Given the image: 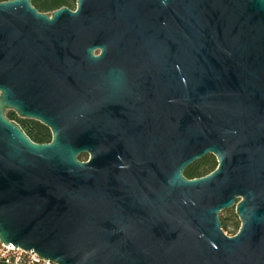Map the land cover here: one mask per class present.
Segmentation results:
<instances>
[{
  "label": "water",
  "instance_id": "95a60500",
  "mask_svg": "<svg viewBox=\"0 0 264 264\" xmlns=\"http://www.w3.org/2000/svg\"><path fill=\"white\" fill-rule=\"evenodd\" d=\"M0 243L55 264H264V0L0 2Z\"/></svg>",
  "mask_w": 264,
  "mask_h": 264
},
{
  "label": "trees",
  "instance_id": "16d2710c",
  "mask_svg": "<svg viewBox=\"0 0 264 264\" xmlns=\"http://www.w3.org/2000/svg\"><path fill=\"white\" fill-rule=\"evenodd\" d=\"M12 0H0V2H6ZM31 5L39 12V13H52L61 8H67L69 10L74 11L76 9V0H30ZM11 120V119H10ZM23 132L26 136L36 144H48L51 141V133L50 131L44 127L43 125L31 122L21 126ZM85 155H80L78 157L79 161L85 162ZM217 168V161L214 156L207 155L203 159L195 162L193 165L188 167L183 176L187 180H193L205 177L212 173ZM230 214V219H222L221 228L223 233L229 232L232 233V236H235L237 231L240 228V223L234 213V210L227 211ZM230 230V231H229ZM225 231V232H224Z\"/></svg>",
  "mask_w": 264,
  "mask_h": 264
},
{
  "label": "built area",
  "instance_id": "2783aa9c",
  "mask_svg": "<svg viewBox=\"0 0 264 264\" xmlns=\"http://www.w3.org/2000/svg\"><path fill=\"white\" fill-rule=\"evenodd\" d=\"M0 264H55L39 258L31 251H24L20 248L5 247L0 243Z\"/></svg>",
  "mask_w": 264,
  "mask_h": 264
},
{
  "label": "flooded vegetation",
  "instance_id": "af4514ba",
  "mask_svg": "<svg viewBox=\"0 0 264 264\" xmlns=\"http://www.w3.org/2000/svg\"><path fill=\"white\" fill-rule=\"evenodd\" d=\"M5 117L9 120V121H11V122H13V123H15V124H17L20 128H21V126L22 125H25V124H28V123H31V122H36V123H39V122H37V121H34V120H29V119H24V118H21V117H19L15 112H13V111H11V110H6V112H5ZM11 119V120H10ZM40 124V123H39ZM42 125V124H41ZM45 127V126H44ZM22 129V128H21ZM48 129V128H47ZM49 130V129H48ZM23 131V130H22ZM50 131V130H49Z\"/></svg>",
  "mask_w": 264,
  "mask_h": 264
},
{
  "label": "rangeland",
  "instance_id": "374dc122",
  "mask_svg": "<svg viewBox=\"0 0 264 264\" xmlns=\"http://www.w3.org/2000/svg\"><path fill=\"white\" fill-rule=\"evenodd\" d=\"M86 157H85V161H87L88 160V155H85ZM232 209H230V210H227V211H231ZM234 210V209H233ZM227 211H223V212H221L220 214H219V219L220 220H222V219H225V220H227V219H230V214H229V212H227ZM234 213H235V211H234ZM238 219V218H237ZM238 222H239V220H238ZM240 223V222H239ZM230 231V230H229ZM225 232V231H224ZM238 232V231H237ZM225 234L227 235V236H229V237H232V233H227V232H225ZM237 234V233H236Z\"/></svg>",
  "mask_w": 264,
  "mask_h": 264
}]
</instances>
